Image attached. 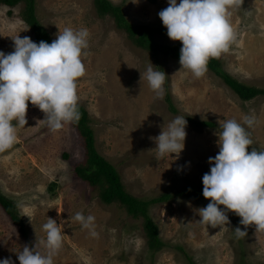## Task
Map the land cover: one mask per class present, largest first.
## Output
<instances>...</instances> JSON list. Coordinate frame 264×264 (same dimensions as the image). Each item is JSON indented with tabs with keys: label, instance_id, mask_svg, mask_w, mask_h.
I'll return each mask as SVG.
<instances>
[{
	"label": "rangeland",
	"instance_id": "obj_1",
	"mask_svg": "<svg viewBox=\"0 0 264 264\" xmlns=\"http://www.w3.org/2000/svg\"><path fill=\"white\" fill-rule=\"evenodd\" d=\"M112 1L123 5L133 24L154 29L157 42L181 49L182 43L168 37L158 15L168 7V0ZM35 2L52 41L65 27L89 31L87 55L82 56L86 74L77 81L78 104L89 114L97 150L116 167L127 192L150 199L202 183L212 166L209 157L219 152L217 133L226 120L235 119L250 133L249 152L264 151V95L243 100L208 68L203 77L195 78L181 68L179 59L154 55L119 29L113 17L100 16L94 0ZM26 5L25 1L14 7L0 3V51L5 54L14 51L17 35L35 41L33 29L23 19ZM231 12L237 38L220 55L222 67L239 81L264 88V0H243ZM150 63L167 74L163 98L157 97L145 77ZM167 87L176 112L165 99ZM178 116L187 120L185 147L178 157H160L154 138ZM245 116H255L253 127L244 124ZM189 117L215 126L198 128ZM26 119L14 146L0 153V192L15 202L26 233L0 205V260L10 258L19 264L17 253L36 243L45 253L42 226L52 218L63 227V246L54 264H191L188 256L194 264H264V232L254 225L245 228L231 211L227 225L212 228L200 223L198 210L210 202L204 197L179 195L149 207L166 243L153 251L144 218L131 215L118 201L105 203L99 188L77 174L76 167L85 164L88 155L76 124L65 123L53 132L43 121L45 114L31 102ZM78 212L95 217L97 237L74 219ZM237 227L247 235L237 238Z\"/></svg>",
	"mask_w": 264,
	"mask_h": 264
},
{
	"label": "clouds",
	"instance_id": "obj_2",
	"mask_svg": "<svg viewBox=\"0 0 264 264\" xmlns=\"http://www.w3.org/2000/svg\"><path fill=\"white\" fill-rule=\"evenodd\" d=\"M242 4L243 0H180L179 4L168 0V7L158 15L168 37L182 43L181 68L201 78L209 60L229 50L237 38L230 22L231 9ZM89 35L87 28L65 27L50 44H37L28 36L17 35L13 39L14 51H0V153L17 142L18 128L27 124L29 102L45 114L43 121L53 132L80 119L77 81L86 74L82 56L87 55ZM166 76L164 71L154 70L152 63L148 65L145 77L158 98H163ZM243 121L251 128L256 118L245 116ZM186 126L185 117L178 116L154 138L160 157L179 156L185 147ZM220 127L219 152L209 157L210 172L202 177V194L210 202L198 210L199 222L212 228L227 225V212L231 211L241 218L240 224L245 228L254 225L256 231L264 232V151H248L253 144L250 133L235 119L226 120ZM74 219L91 230L93 237L99 235L94 230L95 217L78 212ZM42 227L46 240L41 243L47 251H39L37 243L34 247L25 245L17 253L19 264H54V257L63 246V227L52 218ZM234 231L237 238L247 235L239 227ZM0 264L13 261L5 258Z\"/></svg>",
	"mask_w": 264,
	"mask_h": 264
},
{
	"label": "trees",
	"instance_id": "obj_3",
	"mask_svg": "<svg viewBox=\"0 0 264 264\" xmlns=\"http://www.w3.org/2000/svg\"><path fill=\"white\" fill-rule=\"evenodd\" d=\"M21 1L27 3L23 19L33 29L35 33V41L39 44L40 41L52 43L50 33L45 26L40 22L36 12L35 0H0V3H4L10 7H14ZM95 6L100 16L110 15L114 18L115 23L119 29L124 30L128 36L133 39L138 45L144 47L153 52L154 55L163 53L170 57L180 58V46L171 44H162L156 41L154 37V29L146 26L133 24L125 14L122 4L114 3L112 0H94ZM154 2L155 0H150ZM207 68L215 72L220 76L224 82L230 86L243 100H250L258 95H264V88H260L254 85H248L243 83L229 74L221 63V58H211L207 64ZM165 99L174 112L177 111L173 103L169 87ZM78 110L80 112V119L74 121L78 127L80 133L85 139V145L87 149V161L85 164L76 167V172L80 178L89 182L93 186H97L100 190V196L102 200L110 204L114 201L120 202L124 205L127 211L135 216H142L144 218V225L148 236V245L153 251H159L166 246V243L162 240L158 225L154 222L149 214V207L152 204L167 202L175 198V196H187L202 198L203 196V183L188 186L181 191L175 193L165 192L156 197L150 199H142L132 195L125 190L121 176L116 167L104 158L96 148L95 135L92 127L89 124V114L86 108L78 104ZM193 124L198 128L214 127L215 123L208 120H195L193 117H189ZM0 205L11 218L13 223L18 225L26 233V229L23 220L19 214V210L15 205V202L8 198L6 195L0 192ZM233 213V212H232ZM235 214V213H233ZM236 215V214H235ZM240 221V217L237 216ZM191 264H194L192 258L188 256Z\"/></svg>",
	"mask_w": 264,
	"mask_h": 264
}]
</instances>
